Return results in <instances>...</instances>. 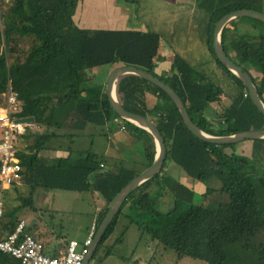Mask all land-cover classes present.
<instances>
[{"label": "trees", "instance_id": "obj_1", "mask_svg": "<svg viewBox=\"0 0 264 264\" xmlns=\"http://www.w3.org/2000/svg\"><path fill=\"white\" fill-rule=\"evenodd\" d=\"M77 1L0 0V96L10 81L21 104L18 117L34 118V125L44 130H27V147L18 153L19 182L26 191L42 188L96 195L104 202L99 225L113 198L153 164L157 150L152 135L118 117L105 87H90L94 71L100 68L135 67L160 79L179 95L192 122L208 135L264 130V116L246 87L219 62L213 48L215 26L224 16L239 10L264 14V0H196L195 17L201 26L196 30L204 36L213 65L205 63L215 69L207 72L174 54L167 73L161 75L156 72L162 41L158 33L80 28L74 22ZM221 43L230 60L250 75L264 103V23L234 19L224 27ZM116 95L125 110L156 125L166 158L160 173L129 195L97 249L123 215L151 242L178 258L205 264H264V139L248 141L250 156L237 154L241 143L202 141L187 129L163 90L135 75L118 80ZM222 98L229 100L228 106L217 120L209 119L207 106ZM115 120L141 144V160L70 148L62 156H41L61 149L59 139H72L89 126L103 129L108 138L107 125ZM167 163L204 187L197 201L193 188L165 172ZM16 192L23 203L6 211L5 232L13 231L16 215L29 205L27 194L20 188ZM126 204L129 210L124 213ZM0 264L20 263L0 253Z\"/></svg>", "mask_w": 264, "mask_h": 264}, {"label": "rangeland", "instance_id": "obj_2", "mask_svg": "<svg viewBox=\"0 0 264 264\" xmlns=\"http://www.w3.org/2000/svg\"><path fill=\"white\" fill-rule=\"evenodd\" d=\"M192 4H187L184 6H176L175 8L169 7L167 9H162V11L157 10L155 4L146 5L144 10L139 13V16L145 19L147 28L151 32L159 33L161 36V46L159 50V57L157 58V64L161 58V55L166 56V63L170 64V59L174 54L188 60L193 66L197 68H205L207 72L213 73L215 68L209 66L205 63L204 57L202 55V49L200 48L199 35L196 30L197 24L195 21L196 7L193 8ZM148 9V10H146ZM145 10L147 13H145ZM89 13V12H88ZM87 11L82 13V18H89ZM80 16V15H79ZM78 19V16H77ZM93 28V27H92ZM88 30H93L88 27L84 28ZM190 40L189 45L185 44V41ZM207 51V48H206ZM205 55L208 56L206 52ZM204 63V65H202ZM202 65V66H201ZM113 69L111 67H104L94 71L93 80L89 84L90 87H97L102 84L105 87L108 76ZM220 74V72L218 73ZM160 75V74H159ZM222 84V82H221ZM229 104V100L222 98L221 101L215 104H209L206 109L207 117L211 120H217L221 114L223 108ZM103 129L99 127L89 126L87 131L81 133L84 135L79 141H76L72 147L74 152H85L96 148L102 150L103 146L106 145L104 140L99 138L96 146L91 145L90 139L85 135L98 132V134ZM1 136V131H0ZM249 143V144H248ZM246 146H237V154L250 156V142H243ZM141 158V153L135 154V159L139 160ZM172 167L174 172L168 169L170 174L176 173L177 180L184 182V184H189L193 188L197 195L195 200L199 199L204 188L201 184L194 182L190 179L178 166L173 163H167L165 172L167 173V168ZM178 174V175H177ZM201 187V188H200ZM12 193V192H11ZM29 194V193H28ZM27 198L29 199V207L37 208L41 210H50L51 212H57L62 210V212H69L74 214H93L94 207L90 205L92 200L96 201L94 204H101L103 200L96 195H92L88 192L76 193L67 191H55V190H45L42 188H36L32 194ZM9 206L10 203L7 202ZM14 206V204H13ZM10 210L11 208H6ZM129 210V205L126 204L123 208L124 213ZM49 211V212H50ZM87 220L84 219L83 222ZM64 222V221H63ZM67 229V222H64L59 226L60 231H65ZM109 251L110 254L107 252ZM89 264H205L200 261L192 260L190 258H178L177 255L169 249H165L159 246L155 242H151L148 236L142 234L135 225L129 223V221L121 215L118 219L117 225L114 228L110 237L103 242V244L97 249L93 258L90 260Z\"/></svg>", "mask_w": 264, "mask_h": 264}, {"label": "crops", "instance_id": "obj_3", "mask_svg": "<svg viewBox=\"0 0 264 264\" xmlns=\"http://www.w3.org/2000/svg\"><path fill=\"white\" fill-rule=\"evenodd\" d=\"M145 4L146 5L155 4L157 7V10L162 11V9L165 10L169 7L175 8L176 6H184L187 4H192V6H194L193 8H195L196 0H78L77 7L75 10V15H74V22L78 27L83 28V29L88 27L90 29L94 28L93 30L106 29V30H128V31L147 32L149 31V29L147 28L148 26L145 22V19L139 16V13L142 12L141 10H144ZM146 10H145V13H147ZM84 11H87V13L88 12L90 13V14L88 13L89 18L88 17L82 18V13ZM77 16H78V19H77ZM195 22L197 24V27L201 28V26H199L198 17H195L194 24ZM198 37H199V41L201 42L200 48L202 49V55L204 57L205 62L213 65L212 60L208 52L206 51V46L204 43V36L199 35ZM190 43L191 41L189 39L185 41L186 45H189ZM204 52H206L208 56L205 55ZM165 58L166 56L162 54L160 58L161 61H159L157 64L156 72L158 75L167 73L170 67V64L166 63ZM99 87L104 88L102 87V84H100ZM107 129L111 132V135L108 138H105L103 136L104 134L102 131L99 134L98 132H95L89 135H85L86 137H88V139H90L92 147L97 145L99 138L101 140H104L106 143V145L103 146L102 150H98L96 152L95 149H97V147L95 149L92 148L91 150H93L97 154H104V155H111L113 157H120L127 161H139L142 159L141 144L137 142L136 138L133 136L134 135L133 133H130L127 129H125L124 126L120 124L117 120L109 123L107 125ZM27 130L42 132L43 128H40L39 126L34 125V123L28 124L25 130V134L20 136V139H19V145H18L19 152L25 150V148L27 147L28 142L24 138L26 136ZM51 130H55V129H51ZM85 131H87V129L75 134L72 139H62V140L59 139L58 144L61 147V149L59 148V150L57 151L41 152V156L48 157V158H54V157L65 155L66 154L65 151L68 148L72 149L76 141H79L80 138H83L84 135H80V134ZM1 138H2V135L0 136V140ZM244 145L246 146V144L241 143L238 146L240 147ZM250 146H251L250 147V150H251L252 145ZM236 150L238 149L236 148ZM138 152L141 153V158L139 160L135 159V154H137ZM168 169H172L171 172L172 171L174 172V169L169 166L166 170L170 176L175 178L176 173L172 175L168 172ZM175 179L177 180V178ZM181 183L184 184V182H181ZM15 185L10 190H8L5 194V204H6V208L8 209L18 207L23 203L22 201L17 200V192H16L17 188H20V191H22L24 195L29 193L28 195L30 196L32 194L29 191H26L25 188H22L20 186L21 185L20 182H18ZM185 185L190 187L189 184L187 183ZM7 202L10 203L11 206H9ZM91 202L92 203L90 205L95 206V207L93 206L94 207L93 214L87 215L83 213V214H74V215H77L80 217H86V218H90V217L98 218V214L103 208L104 202L101 204H94L96 202L94 200H92ZM6 211H9V210L6 209ZM49 211L50 210H41V209L26 206V207L21 208V210L16 215V219H18V217H20L21 214L26 215L28 220L30 221L28 230L31 231L32 233L40 235L45 240L47 244V248L51 252V254L52 252L53 254H55V249L60 243V241L58 239H55L54 237H51V235L50 236L46 235L49 233V228L47 227L46 223L41 222V220L39 221L36 220L35 217L38 218L37 215L38 216L39 215L41 216L52 215L53 216L56 214L71 216L73 214L69 212L68 213L62 212V210L57 211V212H51V211L49 212ZM16 219L14 220V222L16 221ZM39 222H41V224H39ZM37 224L39 226H37ZM45 237L48 239L46 240Z\"/></svg>", "mask_w": 264, "mask_h": 264}, {"label": "built area", "instance_id": "obj_4", "mask_svg": "<svg viewBox=\"0 0 264 264\" xmlns=\"http://www.w3.org/2000/svg\"><path fill=\"white\" fill-rule=\"evenodd\" d=\"M20 111L18 95L9 81L7 91L0 96V253L15 258L20 264H83L87 249L92 244L98 228L97 217L37 215L38 218L35 219L46 223L49 228L46 235L60 241L55 254H51L40 235L28 230L30 221L26 215L21 214L16 219L13 231L5 232L3 228L6 213L5 194L20 179L18 145L20 136L25 134L27 127V124L17 122L20 119ZM84 219L87 221L83 222ZM63 221L67 222V229L60 231L59 226Z\"/></svg>", "mask_w": 264, "mask_h": 264}, {"label": "water", "instance_id": "obj_5", "mask_svg": "<svg viewBox=\"0 0 264 264\" xmlns=\"http://www.w3.org/2000/svg\"><path fill=\"white\" fill-rule=\"evenodd\" d=\"M253 18L256 19L262 23H264V14L252 11V10H239L232 12L226 16H224L215 26L214 30V39H213V48L215 55L219 62L224 65L231 73L236 75L244 84L246 87L249 97L254 104V106L258 109V111L264 116V103L262 102L256 87L253 83L252 78L250 75L243 71L242 68L237 66L233 61L230 60V58L225 53L222 43H221V33L224 29V27L232 20L237 18ZM126 75H135L138 76L149 83L157 86L161 90H163L173 101V103L178 108V111L180 113V116L182 118V121L184 122L187 129L197 138H199L202 141H205L210 144L214 145H235L239 144L245 141H254V140H262L264 139V130H257V131H250L245 133H238L231 136H224V137H218V136H211L203 131H201L191 120L189 113L185 107V104L183 103L182 99L179 97V95L168 85H166L164 82H162L160 79L154 77L153 75L143 71L142 69H138L135 67H117L114 68L107 79L105 89L107 98L110 104V107L112 110L120 117L122 120L128 121L140 128H143L147 132H149L155 142L156 145V156L154 159L153 164L145 169L137 178H135L133 181H131L127 186H125L121 192H119L113 200L108 205V211L101 221V223L98 225L95 237L92 241V244L87 249L86 255L83 260V264H89L90 260L93 258L94 253L100 244L106 230L108 229V226L112 222L113 218L117 215V213L120 211L121 207L125 203L126 199L129 197L131 193H133L139 186H141L146 181L153 178L155 175L160 173L163 164L165 162L166 158V146L164 139L156 127V125L148 118L133 114L128 112L123 108V106L120 104V102L117 99L116 95V85L120 78ZM19 124H33L34 118L32 117H26V118H20L17 120Z\"/></svg>", "mask_w": 264, "mask_h": 264}]
</instances>
